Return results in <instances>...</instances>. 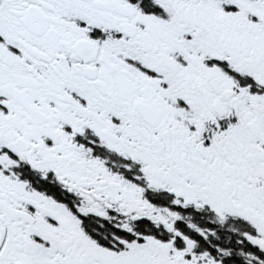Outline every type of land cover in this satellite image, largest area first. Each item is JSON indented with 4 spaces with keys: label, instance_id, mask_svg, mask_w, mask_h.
I'll return each instance as SVG.
<instances>
[{
    "label": "snow or ice",
    "instance_id": "1",
    "mask_svg": "<svg viewBox=\"0 0 264 264\" xmlns=\"http://www.w3.org/2000/svg\"><path fill=\"white\" fill-rule=\"evenodd\" d=\"M0 264H264V0H0Z\"/></svg>",
    "mask_w": 264,
    "mask_h": 264
}]
</instances>
